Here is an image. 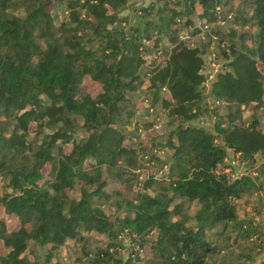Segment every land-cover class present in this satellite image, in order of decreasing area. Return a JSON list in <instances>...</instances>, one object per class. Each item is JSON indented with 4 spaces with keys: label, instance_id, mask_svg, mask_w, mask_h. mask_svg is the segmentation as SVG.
Returning a JSON list of instances; mask_svg holds the SVG:
<instances>
[{
    "label": "trees",
    "instance_id": "obj_1",
    "mask_svg": "<svg viewBox=\"0 0 264 264\" xmlns=\"http://www.w3.org/2000/svg\"><path fill=\"white\" fill-rule=\"evenodd\" d=\"M234 1L150 0L128 25L126 0H0V264H51L54 251L91 233L108 242L84 252L86 264H208L215 238H258L236 211L257 179L230 177L224 160L231 150L254 166L264 153L258 120L242 119V108L264 104V0ZM231 11L232 22L256 28L251 56L215 27L199 35ZM198 36L199 45L187 41ZM212 45L225 63L207 85ZM142 92L147 112L161 108L175 126L164 183H141L149 153L124 143ZM205 113L214 132L193 125ZM105 172L127 194L126 215L113 221L95 203L108 197ZM120 234L149 254L118 256Z\"/></svg>",
    "mask_w": 264,
    "mask_h": 264
},
{
    "label": "rangeland",
    "instance_id": "obj_2",
    "mask_svg": "<svg viewBox=\"0 0 264 264\" xmlns=\"http://www.w3.org/2000/svg\"><path fill=\"white\" fill-rule=\"evenodd\" d=\"M126 5L122 8L119 13V17H126L127 24H135L140 21L139 12L137 9L143 5H148L150 0H126ZM238 0L234 1V9L238 6ZM54 9H50L52 12ZM232 12V11H231ZM234 14V12H232ZM234 16V15H233ZM195 18V17H194ZM197 20V19H196ZM219 30L223 34L229 35L231 41L228 43H233L236 51H243L251 56L252 50L256 46L255 33L256 28L253 25L243 26L240 21H230L226 23L225 26L219 28L215 27L213 30ZM245 33V38H241L242 34ZM206 39V38H205ZM190 45H199L200 41H203L199 36L191 37L188 39ZM212 58L214 61V67L210 65L206 66L205 73L207 79L210 74H212V80H207V85L210 81H213L218 74L224 70V63L221 56V50L215 49L212 45ZM227 47V44H226ZM211 46L209 47V49ZM169 49V48H168ZM168 49L162 50V55ZM205 48V55L208 54ZM229 53V51H228ZM146 57L147 54H145ZM153 55H151L152 57ZM150 57V56H149ZM208 55L206 56V62L208 64ZM215 69V70H214ZM143 74V73H142ZM87 84L90 86V91L94 95L99 92L98 87L91 85L88 80ZM142 91L147 87L146 78L142 80L140 85ZM143 94L138 93L137 96L133 97L132 100L136 103L135 114L131 124L126 127V138L125 145L127 147H133L135 149L146 147L147 153H149L148 158L141 161V172L139 179L141 183H144L149 177H153L158 183L166 182L167 169L164 165L165 162L169 161L171 156V151L166 145L167 135L174 129L172 125L171 117L167 114H163L161 108H157L154 111L147 112L149 104L143 101ZM143 101V102H141ZM208 105H212L209 101ZM220 115L225 114V105H219ZM243 109L242 119L245 122H250L252 117H255L259 122V128L264 132V104L254 111L249 109ZM165 113V112H164ZM214 121L215 118L212 114L205 113L200 116L199 119L193 123L195 126L202 127L210 132H214ZM48 133V130H45ZM140 151V149H139ZM225 172H227L230 177L236 178L242 175L248 174L252 178L257 179L256 182L259 185L256 191L245 195L241 200L236 201V211L240 219H243L249 224L253 225V228L257 229L258 238L248 240L247 242H239L233 244V237L228 240H221L217 242L214 239V244L216 245V252L208 259V264H263L264 263V153L260 154L257 158L256 164L254 166L246 165L239 161L238 156L233 155L231 150H227V156L224 160ZM106 179V186L104 188V194L107 198L95 199L96 205H99L104 213L113 221L115 218L126 215L123 198L126 197L125 188L121 185L114 177L111 176L109 172L104 173ZM142 186V185H141ZM138 186L135 190L141 188ZM4 193L2 182L0 180V196ZM71 197L78 199V190L71 194ZM194 212V206L191 207L190 215ZM9 228H16L18 223L16 221H10L8 223ZM217 231V230H216ZM86 243L75 244L73 241H69L65 246L53 252L51 264H86L89 260L85 258L84 252L94 251L98 247L107 244V237L105 235L91 233L85 236ZM254 239V240H253ZM122 248L118 249V256L127 257L130 252V248L136 252V247L138 245L130 244V240L125 237L122 241ZM83 245V249L81 247ZM226 247V250H223ZM39 255H43L45 249H37ZM149 254L148 246H145L142 250V254Z\"/></svg>",
    "mask_w": 264,
    "mask_h": 264
},
{
    "label": "built area",
    "instance_id": "obj_3",
    "mask_svg": "<svg viewBox=\"0 0 264 264\" xmlns=\"http://www.w3.org/2000/svg\"><path fill=\"white\" fill-rule=\"evenodd\" d=\"M216 10H217V11H220V8H217ZM233 15H234V14H233L232 12H229V13L226 15L225 18H222L221 16H218V17L216 18L215 22H214L212 25H204V26L202 27V29H201L199 35H200L201 37H203L204 34L210 32V30H211L212 27H219V28H221V27L225 26L226 23H228V22H230V21L232 20ZM213 40H214V41H217V37H216V36H213ZM212 56L214 57L213 54H208V57H209L208 60H209V61H208V64H207V65H210L211 67H214V61L212 60L213 58H210V57H212ZM214 70H215V69H214ZM212 78H213V76H212V74H210L209 77H208V79L212 80ZM208 79H207V80H208ZM124 238H125V236H124L123 234H120V235L118 236V240H119V241H122ZM136 251L138 252V254H142V249L139 248V246L136 247Z\"/></svg>",
    "mask_w": 264,
    "mask_h": 264
}]
</instances>
